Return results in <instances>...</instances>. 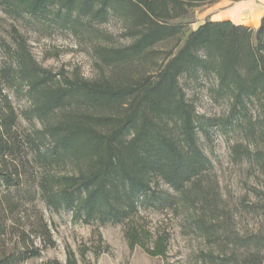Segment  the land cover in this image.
Masks as SVG:
<instances>
[{"label": "trees", "instance_id": "16d2710c", "mask_svg": "<svg viewBox=\"0 0 264 264\" xmlns=\"http://www.w3.org/2000/svg\"><path fill=\"white\" fill-rule=\"evenodd\" d=\"M217 1L0 0L13 19L47 21L77 36L116 17L131 38L126 46L94 49L111 71L96 80L43 67L16 28L13 45L2 40L9 61L0 67V264H24L55 245L37 201L55 214L71 212L75 222L102 226L133 222L142 208L194 209L196 230L209 237L222 232L229 245L245 250L242 264H264V233L236 231L205 182L213 164L198 133L212 119L197 113L180 81L214 76L213 95L230 108L217 120L223 131L243 133L245 149L235 146L234 153L264 175V16L258 28L207 19L174 49H159L183 34L194 8ZM6 85L28 97L22 115L31 128L18 129ZM159 181L174 193L160 191ZM27 206L37 209L32 216ZM127 238L131 249L167 255L169 234L135 226ZM66 264H78L70 250Z\"/></svg>", "mask_w": 264, "mask_h": 264}, {"label": "rangeland", "instance_id": "374dc122", "mask_svg": "<svg viewBox=\"0 0 264 264\" xmlns=\"http://www.w3.org/2000/svg\"><path fill=\"white\" fill-rule=\"evenodd\" d=\"M240 1L243 0H225L220 5L203 4L194 8L191 16L183 20V34L161 44L159 49L169 52L213 14L236 10ZM12 28L18 29L27 39L33 55L43 67L54 72L65 69L71 76L79 74L88 80L99 79L111 72L96 56V47H119L131 43L122 22L116 17H110L101 24L96 23L94 30L77 36L47 21H35L28 17L13 19L0 8V67L9 61L2 40L13 45ZM180 81L188 99L195 104L197 113L212 119L205 127L206 132L198 133L199 141L213 164L205 179L207 186H213L219 194L218 203L232 217L236 231L241 234L264 233V175L257 164L246 156L234 153L235 146L239 150L245 149L243 133L238 128L223 131L221 122L217 120L226 118L230 108L226 102L217 100L213 95L216 79L214 76L201 75L197 78L183 76ZM3 92L9 96L19 115L18 129L24 131L31 128L22 115L30 106L28 97L7 85ZM252 113L257 115L259 110L252 109ZM258 145L262 147L261 143ZM256 147V143L250 145L251 150ZM157 186L162 192L174 193L162 181ZM36 206L49 223L55 245L44 249L40 258L24 264H45L55 259L66 264L69 250L75 254L78 264H220L211 262L204 257L205 254L221 255L242 264L245 254L244 249L229 245L222 232L209 237L196 230L191 224L197 217L194 209L188 211L180 207L158 211L142 208L133 222L102 226L99 223L75 222L69 211L55 214L40 201H37ZM34 209L37 210L27 206L25 213L32 216ZM135 226L145 227L154 236L169 234L166 257H152L140 247L131 249L127 232Z\"/></svg>", "mask_w": 264, "mask_h": 264}, {"label": "crops", "instance_id": "0c3cea01", "mask_svg": "<svg viewBox=\"0 0 264 264\" xmlns=\"http://www.w3.org/2000/svg\"><path fill=\"white\" fill-rule=\"evenodd\" d=\"M225 0H218L213 3L220 5ZM212 5V4H208ZM264 16V0H243L237 5L236 10L220 11L210 17L212 21L230 20L237 25H244L251 28H258Z\"/></svg>", "mask_w": 264, "mask_h": 264}]
</instances>
